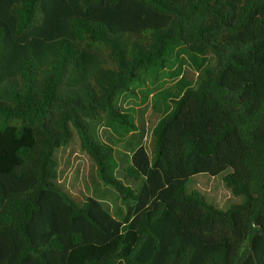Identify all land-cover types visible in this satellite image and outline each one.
Returning <instances> with one entry per match:
<instances>
[{"label": "trees", "instance_id": "obj_1", "mask_svg": "<svg viewBox=\"0 0 264 264\" xmlns=\"http://www.w3.org/2000/svg\"><path fill=\"white\" fill-rule=\"evenodd\" d=\"M0 264H264V0H0Z\"/></svg>", "mask_w": 264, "mask_h": 264}, {"label": "rangeland", "instance_id": "obj_2", "mask_svg": "<svg viewBox=\"0 0 264 264\" xmlns=\"http://www.w3.org/2000/svg\"><path fill=\"white\" fill-rule=\"evenodd\" d=\"M180 54L183 57L180 62L185 64V68H188L187 58L183 48L180 49ZM170 70L171 68L163 71L156 82H151L149 84L148 89L153 93H157L159 90L165 88H170L171 91H174V80L170 77ZM152 95L153 94H150L148 97V102H150ZM141 96H136L132 99V103L130 105H132L133 108L142 106L140 104V100L142 98ZM152 109L153 108L150 104H148L147 109L144 112V121L146 122L148 130L150 129L151 122L153 124L156 120L155 113L152 112ZM97 136L102 141H108L117 148H121L126 141V138H119L112 135L106 127L101 125L97 128ZM59 158L61 167L60 179L64 183L75 190L84 189L85 186H90L89 176L91 174V165L86 156L79 150L78 144L75 140L69 145L66 153L63 155L61 154ZM185 190L188 192H198L207 196L210 200L215 202L217 206L223 209L230 208V206L234 203V201L228 200V198L231 197L230 191L226 188V186H224L222 180L218 177H209L205 174L194 176L187 182ZM233 199L236 200V198ZM106 200L111 206L115 207L116 203L113 200Z\"/></svg>", "mask_w": 264, "mask_h": 264}]
</instances>
